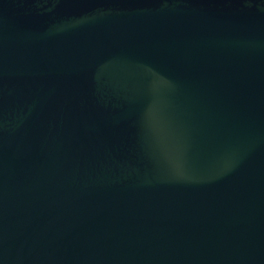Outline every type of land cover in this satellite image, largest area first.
Instances as JSON below:
<instances>
[{"label":"water","instance_id":"obj_1","mask_svg":"<svg viewBox=\"0 0 264 264\" xmlns=\"http://www.w3.org/2000/svg\"><path fill=\"white\" fill-rule=\"evenodd\" d=\"M0 264H264V0H0Z\"/></svg>","mask_w":264,"mask_h":264}]
</instances>
